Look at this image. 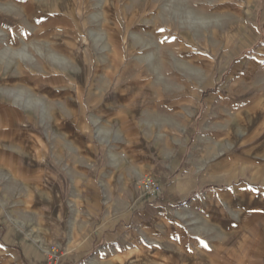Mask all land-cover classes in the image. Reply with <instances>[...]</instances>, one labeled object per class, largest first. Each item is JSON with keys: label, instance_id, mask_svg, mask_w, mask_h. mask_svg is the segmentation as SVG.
Segmentation results:
<instances>
[{"label": "crops", "instance_id": "1", "mask_svg": "<svg viewBox=\"0 0 264 264\" xmlns=\"http://www.w3.org/2000/svg\"><path fill=\"white\" fill-rule=\"evenodd\" d=\"M200 1L245 13L255 33L227 83L205 95L201 120L185 128L183 158L156 164L162 145L138 125L156 108L150 102L100 101L102 122L123 133L108 152L127 154L139 169L131 177L107 153L95 162L97 148L77 140L87 127L77 132L74 117L67 128L59 115L53 125L66 143L0 102V264H45L50 239L59 264H264V0ZM25 79L52 98L43 75H0L4 84ZM56 172L66 178L54 182ZM144 174L158 178L157 198L139 191Z\"/></svg>", "mask_w": 264, "mask_h": 264}, {"label": "rangeland", "instance_id": "2", "mask_svg": "<svg viewBox=\"0 0 264 264\" xmlns=\"http://www.w3.org/2000/svg\"><path fill=\"white\" fill-rule=\"evenodd\" d=\"M147 1L16 0L23 5V16L11 18L0 14V54L10 50L23 56L19 51L21 41L37 39L49 42L47 54L54 63L60 58L57 54L64 53L80 66L81 70L73 73L71 79L45 66L43 83L45 88L51 89L52 98H64L67 107L59 113L65 119L64 127L67 128L68 120L74 121V118L77 132H83V128L87 127V134L80 133L77 140L81 143L89 141L96 146V163L101 162L104 151L93 141L87 117L90 112L101 113L100 101L108 104L115 101L150 102L155 105L153 111L156 112L175 118L187 114L182 121L184 127L194 126L206 111L205 95L209 91L216 92L227 83L231 67L247 51L248 38L255 33L245 13L228 11L223 7H206L207 2L200 3V0L188 2L206 15L221 17L222 22L200 31L193 29L194 33L176 31L171 25L161 24L159 15L162 10H154L163 0H156V6L150 7ZM163 7L159 4L160 9ZM143 43L149 46H138ZM39 47L43 50V45ZM149 55L158 56L163 75L168 81L167 89L153 83L150 69L157 64V59H153L147 67L140 62ZM178 63L202 70L203 83L186 79L183 71L175 67ZM165 133L172 135L166 129ZM193 140L194 135L190 137L186 153L190 151ZM78 141L77 147L81 148ZM168 143L175 149L174 156L168 159L157 157L156 164H168L182 157L183 140L181 145ZM49 174L54 177V182L58 176L62 180V176L66 178L67 175L62 172ZM174 176L170 174L169 180H173ZM155 178L158 182V178ZM64 191L67 196V184ZM6 223L10 225L8 221ZM4 232L2 222L0 239ZM28 238L34 240V237ZM51 249L57 260L60 257L57 241L50 239L44 254L45 264L47 252Z\"/></svg>", "mask_w": 264, "mask_h": 264}, {"label": "clouds", "instance_id": "3", "mask_svg": "<svg viewBox=\"0 0 264 264\" xmlns=\"http://www.w3.org/2000/svg\"><path fill=\"white\" fill-rule=\"evenodd\" d=\"M206 7H211V3L207 2ZM0 14L5 17H20L24 15V8L21 3L16 0H3L0 3ZM160 21L164 26L171 25L176 31H189L193 29L204 30L210 26L219 25L221 17L206 15L197 10L196 6L189 3L188 0H170V2L160 12ZM102 19V17H101ZM194 33V32H193ZM43 45V50L39 46ZM139 47H148L147 43L139 44ZM50 48L48 41L33 39L31 41H21L19 51L23 56L16 55L10 50H6L5 54H0V75L18 76L21 71L31 72L34 75H45V66L52 71L59 73L66 79H71L72 74L81 70L80 66L73 59L64 53H58L60 57L58 62H53L47 54ZM158 56L149 55L140 60L147 65ZM178 70H182L186 79L193 80L196 83H203L204 72L194 69L187 64L178 63L175 65ZM154 80V85H160L165 89L168 88V81L159 61L150 69ZM59 93V89H57ZM0 102L7 103L11 107L23 112L25 115L33 119L34 123L44 130L47 136L49 132L58 140H67V134L58 135L54 129V122L58 118L61 111L65 110L67 105L64 98H50L42 90L37 89L28 80H9L7 84L0 82ZM120 107V106H118ZM93 113H96L95 117ZM102 113L90 112L87 117V124L91 131L93 141L96 145L107 153L108 162L112 167L123 168L129 177L133 173H138L139 169L134 165L124 152H108L111 145L121 140L123 133L120 128L109 121L101 123ZM185 117L182 115L175 118L156 111H145L138 120L139 128L142 134L155 143L162 145L160 149L161 155L166 159L171 158L175 154V149L171 145H181V137L185 131ZM165 129L172 135L165 133ZM3 209L0 208V212ZM25 223L28 218L25 217ZM23 230V229H21Z\"/></svg>", "mask_w": 264, "mask_h": 264}, {"label": "built area", "instance_id": "4", "mask_svg": "<svg viewBox=\"0 0 264 264\" xmlns=\"http://www.w3.org/2000/svg\"><path fill=\"white\" fill-rule=\"evenodd\" d=\"M138 186L140 191L144 196L150 199L157 198L161 194V185L154 178L150 176H143L139 182ZM47 263L46 264H58L56 259V254L53 249L47 252Z\"/></svg>", "mask_w": 264, "mask_h": 264}]
</instances>
